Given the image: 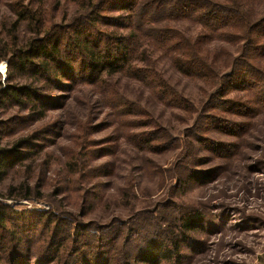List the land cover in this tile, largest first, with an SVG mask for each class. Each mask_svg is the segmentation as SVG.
<instances>
[{
    "label": "rangeland",
    "instance_id": "rangeland-1",
    "mask_svg": "<svg viewBox=\"0 0 264 264\" xmlns=\"http://www.w3.org/2000/svg\"><path fill=\"white\" fill-rule=\"evenodd\" d=\"M138 1L128 13L116 0H0V147L26 140L30 155L0 185V264H143L151 240L177 242L172 264H264V0H198L195 13ZM219 5L233 10L230 35L197 16ZM22 10L45 27L19 23ZM95 19L111 38L143 35L135 72L82 66L73 47ZM47 31L64 35L72 67L50 85L11 68ZM94 36L98 58L115 53L116 40ZM199 59L196 77L174 63ZM21 85L39 100L2 95ZM21 184L30 198H8ZM192 212L202 227L184 234Z\"/></svg>",
    "mask_w": 264,
    "mask_h": 264
},
{
    "label": "trees",
    "instance_id": "trees-1",
    "mask_svg": "<svg viewBox=\"0 0 264 264\" xmlns=\"http://www.w3.org/2000/svg\"><path fill=\"white\" fill-rule=\"evenodd\" d=\"M165 1L168 2V0ZM165 1H163V3ZM196 1L198 0H175V9L173 10H182V12L188 11V13L200 12V7L197 5ZM138 3V0H116V3H113V8H115V10L130 13ZM147 9L148 6H146V10ZM232 15V9H227L225 6L219 5L217 10H212V13H207V15L198 14L197 16L198 18L202 19H208L211 17L215 25L214 29L217 30V32H225V34L230 35L228 30L233 29L235 26L234 24H230L233 22ZM18 21L19 23L35 21L40 28H44L46 24L44 19L38 18L35 15H31V13L26 10H22L18 14ZM95 22L96 19L94 22L88 25L89 27L87 35H89V37L84 38L81 43L75 44L76 47H73L76 50V53L82 55V66L92 70H99L100 74L107 73L110 75H115L126 70H128L129 73L135 72L133 69L130 70V68H132L131 65L133 64L131 62L132 57L130 58V56L134 54L135 50H137L136 46L142 41L143 35H139L135 31L134 35L130 34L124 37L120 36L119 38H111L109 35H106V33L99 31L95 26ZM52 31H47L44 34L46 35L45 37L33 39L26 49L20 50L18 54L11 56L13 60L11 63V68L15 66L18 75L31 72L35 77H37L39 81L47 82L50 85L54 81V79L50 77V73H52L54 77H57V75H60L59 72H61V74H65L72 71V67L69 65L70 59L67 58L68 55L66 57L64 56V53H67V49L63 47L64 42L62 36L64 35H57L56 31L53 33ZM83 31L84 29H76L74 34L84 35ZM40 34L41 33L39 32L38 35ZM74 34L70 33L69 35ZM97 34L106 38L110 37L112 42L116 40L117 47L115 53L107 52L106 55L100 56V58H98V53L94 44V38H96L94 35ZM71 42L74 43V41ZM70 50L73 49L70 48ZM3 52H6V50H4L0 44V63L4 57L8 56ZM115 55L116 57L113 60L111 57ZM174 63L177 69L186 76L196 77L200 75L198 72L200 69H198V71H196L197 68L193 70L194 65L196 67L202 65V60L200 59L193 63L190 62L189 65L180 60H176ZM138 71L141 72L140 70ZM7 80L10 82V72ZM38 89L40 88L34 89L28 85H21L18 87L6 86V88L2 89V95L16 104H22V98H31L32 96L36 98V100H39L38 98L41 96L38 92ZM25 142L27 141L21 140L10 149L0 147V185L3 184V182L8 178L9 174L14 170L15 167L28 160L30 155L22 151V148L25 147L23 145ZM210 177L211 171H208L205 178L209 179ZM16 194H19L23 198H30V189L25 184H21L20 187L13 188L11 190L8 198L13 199ZM7 209L9 208L2 201H0V227L3 229H5L6 225L8 224L6 218ZM200 216V214L193 212L187 214L183 219L181 231L184 232V234H194L197 232L202 227V219ZM175 244V249L172 250L165 248L162 243L157 240H151L141 253L140 259H138V261H141L143 264H172L174 260L177 259L175 263H180V260H182L183 257L178 256L179 251L177 250L179 247L177 242Z\"/></svg>",
    "mask_w": 264,
    "mask_h": 264
}]
</instances>
